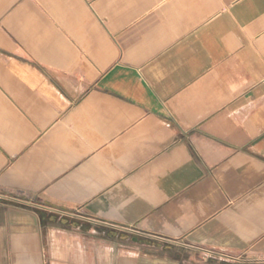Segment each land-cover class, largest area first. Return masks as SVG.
<instances>
[{
    "label": "crops",
    "instance_id": "0c3cea01",
    "mask_svg": "<svg viewBox=\"0 0 264 264\" xmlns=\"http://www.w3.org/2000/svg\"><path fill=\"white\" fill-rule=\"evenodd\" d=\"M0 264H264V0H0Z\"/></svg>",
    "mask_w": 264,
    "mask_h": 264
},
{
    "label": "rangeland",
    "instance_id": "374dc122",
    "mask_svg": "<svg viewBox=\"0 0 264 264\" xmlns=\"http://www.w3.org/2000/svg\"><path fill=\"white\" fill-rule=\"evenodd\" d=\"M129 232H130V231H129ZM131 232H132V231H131ZM106 257H107V256H106ZM110 257H111V256H110ZM110 257H109V258H110Z\"/></svg>",
    "mask_w": 264,
    "mask_h": 264
}]
</instances>
